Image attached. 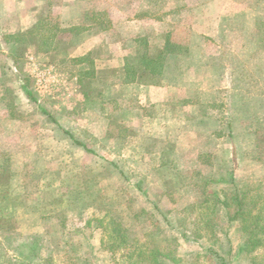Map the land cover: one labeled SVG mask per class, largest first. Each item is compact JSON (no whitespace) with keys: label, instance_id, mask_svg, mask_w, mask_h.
Returning a JSON list of instances; mask_svg holds the SVG:
<instances>
[{"label":"rangeland","instance_id":"rangeland-1","mask_svg":"<svg viewBox=\"0 0 264 264\" xmlns=\"http://www.w3.org/2000/svg\"><path fill=\"white\" fill-rule=\"evenodd\" d=\"M139 1V7L134 5L133 10L146 9L143 4L149 1L148 11L144 12L154 21V32L155 28L161 30L164 24L159 21L167 14L162 8L164 0ZM57 12L51 8L39 10L42 21L25 32L28 41L15 56L11 55L6 35L0 33V68H21L34 94L40 91L39 80L50 84L39 92L43 97L39 107L29 100L18 103L17 96L14 100L6 92L4 109L0 107V111L5 110V121H11L12 146L19 133L26 131L27 162L21 173L25 178L18 180L13 172L0 177L12 197L20 196L2 199L0 193V264H140L142 251L156 249L168 255L167 264H264V241L253 254L241 251L248 235L240 223L231 222L220 204L215 217L208 208L210 204L213 207L212 194L222 199L245 190L249 192L247 202H257L252 216L261 212L264 220V123L259 125L258 114H245V118L236 114L237 165L232 164L229 171L221 167L220 175L213 178L210 168L189 169L180 178L173 176L171 166L161 177L168 181L160 182V173L145 166L146 160L144 166L127 164L130 152L124 158L120 156L126 147L114 140L127 139L135 133L141 115L131 118L130 114H98L99 90L103 88L91 76H82L83 87L74 86L75 97L68 102L73 96L70 80L76 69L69 52L73 54L75 43L70 34H61ZM175 25L170 22V27L165 24V28L172 30ZM4 30L7 29L0 28ZM225 34L221 29L219 38ZM146 38L141 43L143 47ZM151 38L156 50L165 43L173 47L171 42H177L156 34ZM177 40L192 43L188 38ZM205 46L207 50L220 47L225 52L218 63L227 65V69L243 61L242 55L227 54L233 49L227 39L216 44L206 41ZM92 56L95 60L102 57L98 52ZM223 73L227 76L231 72ZM17 77L19 73L14 72L8 79ZM99 77L108 80L112 75L100 72ZM81 91L88 97L85 106L77 99ZM83 109L87 110L84 114L80 112ZM225 118L228 124L226 115ZM106 126L107 135L103 137ZM68 131H73L74 140ZM75 140L95 154L88 153ZM206 157L204 163H213ZM21 180L26 184V193L24 186L18 191ZM206 198L207 206L193 210ZM112 243L116 244L115 251L107 247Z\"/></svg>","mask_w":264,"mask_h":264},{"label":"crops","instance_id":"crops-1","mask_svg":"<svg viewBox=\"0 0 264 264\" xmlns=\"http://www.w3.org/2000/svg\"><path fill=\"white\" fill-rule=\"evenodd\" d=\"M137 3L140 5L138 0H0V28L7 29L0 33L7 38L30 31L42 21L40 9H57L61 34H70L75 43V51L69 52L76 69L70 80L73 96L68 102L75 97L74 86L81 89L82 76L91 71L94 82L103 88L99 90L98 114H130L131 118L141 115L135 133L127 139H114L126 147L120 156L123 154L124 158L130 152L127 164L153 168L160 173L162 183L168 181L161 177L171 166L173 176L180 178L187 170L200 168H210L216 178L221 167L229 171L232 164L237 165L236 114H243V118L245 114H258L259 125L264 123V0H164L162 8L167 14L159 21L164 26L161 30L155 28V32L154 21L144 12L150 2L143 4L147 8L139 9L140 12L133 10L134 5L139 7ZM170 22L176 24L172 30L165 28L170 27ZM221 29L226 34L219 38ZM153 34L177 42H171L173 47L165 43L156 50ZM184 38L192 43L186 45L177 40ZM220 39H227L233 47L227 54L242 55L241 64L227 69V65L218 63L225 54L220 47L207 50L206 41L216 44ZM96 52L102 55L98 60L92 59ZM161 52L162 61L156 70L153 65L147 67L144 56L154 59ZM225 71L231 73L225 76ZM14 72L19 77L8 79ZM100 72H110L112 77L100 79ZM0 73L4 78L0 80L2 109L5 92L13 95L14 100L17 96L18 103L29 100L39 107L43 101L39 92L50 87L41 79L37 84L40 91L34 94L32 83L21 75V68L2 66ZM69 92L68 88V97ZM77 97L85 106L87 95L81 91ZM4 114L5 110L0 111V177L15 173L19 180L25 178L21 173L27 165L26 131L19 133L13 142L16 145L12 146L11 121H5ZM225 115L228 124L224 123ZM106 129L107 126L103 137L107 135ZM68 134L74 140L73 131ZM88 153L95 154L92 150ZM206 156L213 163H204ZM25 185L21 180L18 191L24 186L26 193ZM10 191L0 180L2 199L20 197H12Z\"/></svg>","mask_w":264,"mask_h":264},{"label":"trees","instance_id":"trees-1","mask_svg":"<svg viewBox=\"0 0 264 264\" xmlns=\"http://www.w3.org/2000/svg\"><path fill=\"white\" fill-rule=\"evenodd\" d=\"M56 33V31H55ZM55 35V34H54ZM53 35V36H54ZM52 36V37H53ZM28 35L25 33L22 34H17L14 36H9L6 38L7 44L11 46V55L13 54L14 56L20 52L19 47L22 46L23 43L28 41ZM44 39V38H43ZM48 39V38H47ZM48 45V44H47ZM52 45V44H51ZM47 51V48H45ZM49 49V48H48ZM57 49V47L55 48ZM162 55L163 53H159L156 55V57L150 58L148 55L144 56L146 65L147 67L152 66L153 69L156 70V68L160 65L162 61ZM143 57V56H142ZM143 57V59H144ZM18 60V59H16ZM148 69V68H147ZM86 77L91 76L94 78V73L91 71H87L84 74ZM89 151V150H88ZM249 192L242 190V191H237L235 194L227 195L224 198H219L217 193L212 194L213 197V207L212 204L208 206L210 207L211 213L213 214L212 216H216V210H217V204H220L224 207L226 210V213L231 217L230 221L233 223H240L241 229L248 235L247 240L244 242L243 245H241V251H244L249 254L255 253L257 250L263 247V241H264V220L261 212H258L255 214L256 216H252L253 213L255 212V207L257 205V202H247ZM209 202V199H204L200 201L197 205L193 206V210H196L198 208H201L203 206H207ZM250 206V209L248 208ZM249 209V210H248ZM207 216L210 218V214H207ZM250 216V217H249ZM249 217V220L247 218ZM263 223V225L261 224ZM208 225V224H207ZM114 232L115 234H118V229L117 225L114 224ZM113 232V231H112ZM110 239L111 235L109 234ZM122 238L124 241H126L125 236ZM113 240V239H112ZM117 240V238H116ZM107 247L109 248L110 251H115L116 244L110 245ZM148 250H144L140 253L139 255V262L140 264H167V258L168 255L164 252H160L158 249L156 250H151V252H147ZM166 260V261H165Z\"/></svg>","mask_w":264,"mask_h":264}]
</instances>
